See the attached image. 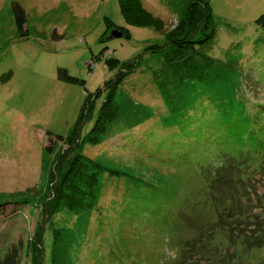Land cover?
Masks as SVG:
<instances>
[{"label":"rangeland","instance_id":"1","mask_svg":"<svg viewBox=\"0 0 264 264\" xmlns=\"http://www.w3.org/2000/svg\"><path fill=\"white\" fill-rule=\"evenodd\" d=\"M12 1L0 0V258L14 245L17 264H34L35 236L47 218L43 264H52L53 231L62 264H175L184 240L196 234L207 242L198 241L199 247L209 244L217 252L212 256L219 264H264V247L247 248L241 240L232 256L224 232L211 226L215 215L206 197L215 150L243 147H233L237 124L230 115L252 118L264 104V25L255 22L264 0H210L215 36L200 47L202 55L140 57V67L117 91L118 119L101 143L83 148L118 176L100 175L94 210L77 213L80 208H66L63 199L52 220L51 188L66 164L55 166L63 148L52 143L48 153V134L66 135L84 87L95 92L114 76L106 57L125 62L149 43L169 44L166 33L179 24L186 0H129L128 16L119 0H16L27 14L26 38L16 31ZM115 25L128 36L112 37ZM54 30L60 36L52 37ZM104 47L107 56L94 59ZM59 67L85 86L57 79ZM254 154L258 167L264 154ZM252 161L248 170L263 181ZM256 189L252 204L259 213L264 187ZM15 207L17 214L6 220ZM177 216L191 224L173 233Z\"/></svg>","mask_w":264,"mask_h":264},{"label":"trees","instance_id":"2","mask_svg":"<svg viewBox=\"0 0 264 264\" xmlns=\"http://www.w3.org/2000/svg\"><path fill=\"white\" fill-rule=\"evenodd\" d=\"M128 1L119 0L120 9L126 16H128V7L131 8L133 5L129 4ZM134 3L137 4V1H134ZM11 10L16 31L20 37L26 38L29 30L27 26V14L23 5L13 0L11 2ZM255 22L258 25H264V13L260 14L255 19ZM178 23L173 31L166 33L167 38L172 37L169 44H165V41L163 43H149L142 53L125 62H118L113 57H106L107 54L104 55L103 53L106 48L104 47L94 59L99 58L103 54V58L106 57L105 61H107L110 68L112 65H115L116 72L113 77L105 80L102 86L97 87L95 92H91L84 87L85 80L70 75L66 68L59 67L57 69V79L82 85L84 87V96L78 115L70 126L68 133L66 135L48 134L49 141L45 146L46 151L48 153L52 152V143L62 144L63 150L58 156L55 166L62 163L66 164L60 181L54 186L55 189L51 188L54 191V199L48 202L52 207V210L50 209L48 214L50 215L49 220H52V216L58 210L59 202L63 199L66 208L68 207L74 211H76L77 207L80 208L77 213H82V208L92 211L97 207L96 204L100 191L96 187H101L100 175L102 176L107 172L109 176L118 175L115 169L103 167L98 162L87 157L83 153L85 144L96 145L101 143L104 136L109 132L110 126L118 119L119 104L116 100L117 91L126 76L140 67L141 56L149 53L160 56L168 55L170 59H174L176 56H182L183 53L202 55L200 47L212 41L215 36L214 16L210 0H186L183 11L178 18ZM114 29L122 32L123 36H128L129 34L128 29L125 27L115 25ZM57 36L60 35L54 30L52 37ZM102 38L104 39V36ZM166 48L168 50L164 51ZM98 96H100V99L97 102L96 97ZM256 111L255 116H252V118L250 115L246 118L235 116L233 113L230 115L231 119L237 124L235 125L236 131L234 133L236 141L232 143L234 144L233 147L248 146L251 149L249 152H244L241 150L242 147L237 148L235 152L227 153L217 148L215 150L217 155L214 157V162L209 165L213 174L206 180L207 203H209L215 215L212 218L213 222L211 219L208 220L212 222L211 224H214L211 225L213 228H219L224 232L229 241L230 247H227L228 251L233 250L231 252L232 256H234V246L239 240L247 248L264 247V205L261 207L259 213H254L255 205L252 204V201H255V194L256 197L258 196L256 186L264 187V180L261 181L260 178H255L251 174L252 172L248 170V163L253 160L252 164H254L257 161V156H255L254 152L264 154V104H260L256 108ZM87 121H91L92 123L89 130L85 134H82V128ZM255 165L254 169L258 171L260 176L264 177V155L260 164H257L258 167ZM78 179L81 180L78 181ZM259 201L262 202V198H259ZM20 203L18 202V204ZM48 209L45 206L43 214H46ZM18 211L19 207L13 208L6 215L8 217H6V220L14 217ZM188 216L192 217L191 214ZM179 217H176L172 225L173 233L175 231L178 232L179 229L183 230L182 227L184 226H186L185 228H189L188 224H191V222L186 223ZM251 218L253 219V223L252 221L250 222ZM45 220L47 218L43 220L42 228L35 236L36 251L33 254L34 264H43L42 230L45 227ZM190 220L192 221V219ZM53 234L51 262L52 264H56V262L62 264L61 261H64L63 251L57 254L55 250L57 235L54 231ZM202 240H205L204 236H198V234L195 237L185 239L184 243H182L183 250L180 259L175 264H219L220 262L218 263L215 256H212L217 252L209 244L203 248L199 247L198 241L201 242V245L207 243ZM59 246L63 247L60 240ZM19 252V246L10 245L3 257L0 258V264H17ZM222 261L224 262V260H221V263ZM225 264L227 263L225 262Z\"/></svg>","mask_w":264,"mask_h":264},{"label":"water","instance_id":"3","mask_svg":"<svg viewBox=\"0 0 264 264\" xmlns=\"http://www.w3.org/2000/svg\"><path fill=\"white\" fill-rule=\"evenodd\" d=\"M117 31L118 30H116V29H115V31L113 30V32L111 33V36L112 37H114V36H121V32L120 31L117 32Z\"/></svg>","mask_w":264,"mask_h":264}]
</instances>
